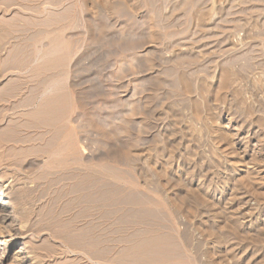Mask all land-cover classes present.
Returning a JSON list of instances; mask_svg holds the SVG:
<instances>
[{
    "label": "rangeland",
    "instance_id": "1",
    "mask_svg": "<svg viewBox=\"0 0 264 264\" xmlns=\"http://www.w3.org/2000/svg\"><path fill=\"white\" fill-rule=\"evenodd\" d=\"M0 194V264H264V0H0Z\"/></svg>",
    "mask_w": 264,
    "mask_h": 264
},
{
    "label": "bare ground",
    "instance_id": "2",
    "mask_svg": "<svg viewBox=\"0 0 264 264\" xmlns=\"http://www.w3.org/2000/svg\"><path fill=\"white\" fill-rule=\"evenodd\" d=\"M0 200L4 201V203L0 202L1 207L2 206L6 207V205L9 204V202L7 201V194H0ZM19 239L20 238L16 237V238H14V240L12 239L13 241L11 240L12 244H13V247H17L19 245V241H18ZM28 255H29V252L27 251V248L25 246H22L18 250V252L15 253L16 257H14V258L16 259L18 264H32L33 261H31V259H30V257Z\"/></svg>",
    "mask_w": 264,
    "mask_h": 264
}]
</instances>
